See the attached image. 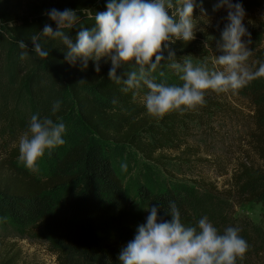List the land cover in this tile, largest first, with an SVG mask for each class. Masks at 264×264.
<instances>
[{"label":"trees","instance_id":"obj_1","mask_svg":"<svg viewBox=\"0 0 264 264\" xmlns=\"http://www.w3.org/2000/svg\"><path fill=\"white\" fill-rule=\"evenodd\" d=\"M108 0H0V117H13L17 109L31 106V117H49L65 125V143L45 150L33 173L18 162V145L0 162V226L20 231L38 230L47 239V247L58 264H121L119 254L128 243V222L150 214L151 205L158 207L160 218L174 203L181 221L196 226L200 213L191 209L195 190H213V185L189 176L194 153L185 136L188 122L195 111L172 112L161 120L147 114L141 90L123 92V82L111 81V61L102 58L100 72L93 61L81 70L65 60L66 51L58 41L42 38L40 58L33 51L31 36L45 24L57 26L45 13L53 8L73 9L80 17L78 24L65 34L75 42L81 28L95 25L94 15L106 11ZM240 3H242L240 1ZM171 14V10H169ZM195 7V38L171 45L177 62L186 54H207L214 47L228 23L227 11L211 24L201 18ZM24 40L28 49H21ZM28 56L21 59V53ZM167 57V50L164 51ZM153 57V61H154ZM255 69L264 63V45L254 51ZM107 61V62H106ZM168 61L153 73L155 82L174 80ZM132 65L118 69L124 72ZM165 72L164 77L159 71ZM255 110L256 125L251 134L254 149L264 163V92ZM60 108L53 113L55 102ZM173 151L169 156L163 151ZM187 154V155H186ZM127 165L123 170L121 165ZM184 168V169H183ZM2 169V171H1ZM247 175V176H246ZM248 173L235 176H245ZM258 187L245 191V201L259 202L264 208V167L254 176Z\"/></svg>","mask_w":264,"mask_h":264},{"label":"clouds","instance_id":"obj_2","mask_svg":"<svg viewBox=\"0 0 264 264\" xmlns=\"http://www.w3.org/2000/svg\"><path fill=\"white\" fill-rule=\"evenodd\" d=\"M202 4L203 0H200L203 12ZM196 6V0H108L106 11L96 12L95 25L90 29L82 27L75 42L65 30L79 23L77 12L53 8L45 14L57 28L53 30L50 24H45L41 32L31 36L32 51L38 57L46 58L48 52L42 50L41 39L58 41L59 45L65 46L61 50L66 51L65 60L69 64L75 66L79 61L83 71L88 68L89 61H93L97 73L101 59L107 58L111 61L108 76L116 84L123 82V92L138 91L142 87L148 89L142 102L147 114L157 121L172 112L196 111L205 105L208 92L235 94L251 81L264 78V63L255 70L247 63L252 53L249 48L252 41L243 23L246 12L242 3L232 0H219L213 9L226 8L225 19L228 21L216 44L223 54L213 61L215 67L209 68L206 63L194 65L191 59L177 62L171 45L195 38L193 11ZM242 37L248 39L242 41ZM18 43L21 49H28L24 40ZM165 50L167 57L163 54ZM27 56L28 51H23L20 58L23 60ZM162 61H168L166 67L178 74L182 85L155 82L153 73L165 67ZM133 63V70L124 72L126 79L117 74L118 69ZM159 76L164 77L165 72L159 71ZM59 108L57 101L52 112ZM64 133V123L33 115L28 129L19 137L18 162L29 171L37 172V162L45 150L65 143ZM121 167L127 169L126 164ZM147 209L150 214L146 223L138 225L134 239L119 254L121 264H237L238 260H244L249 245L239 235L238 228L229 226L221 233L206 216L196 226H186L174 203L166 211L170 220L160 218L158 222L155 205Z\"/></svg>","mask_w":264,"mask_h":264},{"label":"rangeland","instance_id":"obj_3","mask_svg":"<svg viewBox=\"0 0 264 264\" xmlns=\"http://www.w3.org/2000/svg\"><path fill=\"white\" fill-rule=\"evenodd\" d=\"M242 2L246 15L244 25L251 34L252 50L247 63L255 70L252 59L254 51L264 45V0H232ZM219 0H203L201 11L200 0H196L201 18L208 24L215 22L221 12L214 11ZM248 37H242L246 41ZM214 47H208L207 54H185L184 59H191L195 64H207L215 67L213 61L223 53ZM174 80L165 82L168 85H182L178 74L170 70ZM142 97L148 89L142 87ZM264 92V78L251 81L238 93L205 94V105L198 108L188 122L185 136L187 146L194 153L193 164L188 168L189 176L196 180L213 185V190H195L191 200L193 212L200 213L199 220H208L223 233L231 226L238 228L239 235L246 240L249 249L243 261L237 264H264V208L259 202H246L244 194L258 187L254 178L264 163L258 157L251 134L255 130V110L260 103V94ZM33 113L31 106L16 109L13 117H0V162L7 156L11 148L18 145L23 128ZM171 156L173 151H163ZM187 155V154H186ZM184 169V168H183ZM2 171V169H1ZM248 173L249 179L245 176ZM247 176V175H246ZM246 191V193H245ZM148 214L136 221L128 222V242L133 240L137 227L146 223ZM188 226V225H186ZM0 264H58L56 257L47 247V239L38 230L20 231L11 226H0ZM72 264H84L76 260Z\"/></svg>","mask_w":264,"mask_h":264}]
</instances>
